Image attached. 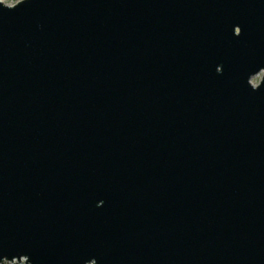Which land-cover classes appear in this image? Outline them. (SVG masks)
I'll return each mask as SVG.
<instances>
[{"label":"water","instance_id":"obj_1","mask_svg":"<svg viewBox=\"0 0 264 264\" xmlns=\"http://www.w3.org/2000/svg\"><path fill=\"white\" fill-rule=\"evenodd\" d=\"M22 260L264 264V0H0Z\"/></svg>","mask_w":264,"mask_h":264},{"label":"rangeland","instance_id":"obj_2","mask_svg":"<svg viewBox=\"0 0 264 264\" xmlns=\"http://www.w3.org/2000/svg\"><path fill=\"white\" fill-rule=\"evenodd\" d=\"M3 1H5V2H7V3H15V2H17V0H3ZM261 75H262V73H259V74L255 75V76H253V77L251 78V82H252L253 84L258 83V81H259L260 78H261ZM0 264H25V262H24V260H22V261H14V262H7V261H4V262H1Z\"/></svg>","mask_w":264,"mask_h":264},{"label":"built area","instance_id":"obj_3","mask_svg":"<svg viewBox=\"0 0 264 264\" xmlns=\"http://www.w3.org/2000/svg\"><path fill=\"white\" fill-rule=\"evenodd\" d=\"M12 262H14V261H12Z\"/></svg>","mask_w":264,"mask_h":264}]
</instances>
